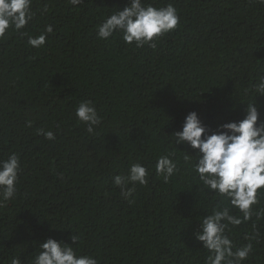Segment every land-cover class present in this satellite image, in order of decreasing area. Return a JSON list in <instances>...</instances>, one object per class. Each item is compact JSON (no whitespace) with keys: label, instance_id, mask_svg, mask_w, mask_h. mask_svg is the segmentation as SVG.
I'll return each instance as SVG.
<instances>
[{"label":"trees","instance_id":"16d2710c","mask_svg":"<svg viewBox=\"0 0 264 264\" xmlns=\"http://www.w3.org/2000/svg\"><path fill=\"white\" fill-rule=\"evenodd\" d=\"M145 2L172 3L180 16L156 48L129 45L120 32L99 38L98 26L130 0H32L35 15L22 31L38 36L52 25L45 45L30 47L14 28L0 38V160L20 158L18 191L0 204V264L13 257L34 264L49 238L100 264H204L209 253L195 233L219 198L200 192L195 158L183 161L182 152L196 150L174 146L169 136L182 131L190 112L212 131L238 122L254 100L264 122V95L247 92L264 76V5ZM85 100L102 117L94 133L75 114ZM175 147L180 170L164 183L156 160ZM137 162L148 169V183L136 185L129 203L114 176ZM254 209L264 213V198ZM253 222L259 242L243 264H264V214L232 228L231 239L247 244Z\"/></svg>","mask_w":264,"mask_h":264},{"label":"clouds","instance_id":"9594fccd","mask_svg":"<svg viewBox=\"0 0 264 264\" xmlns=\"http://www.w3.org/2000/svg\"><path fill=\"white\" fill-rule=\"evenodd\" d=\"M73 6L84 3V0H69ZM264 5V0H257ZM44 11H47L45 7ZM32 0H0V38L10 29H15L27 36L30 47H43L48 36L53 34V26L47 25L38 36L29 35L22 30L33 20ZM180 21L178 10L172 3L156 7L145 0H130L123 10L117 9L98 26V36L107 40L117 32L123 33V40L129 45L140 48L149 45L156 48L155 41L161 36L174 31ZM259 83L251 86L247 92L264 95V76L258 77ZM247 104L245 116L238 122H228L216 131L206 127L196 112H190L184 121L182 131L169 136L174 146L187 144L196 155L191 156L175 147L174 151L157 157L156 172L164 183L179 172L176 151L185 153V164L195 163L192 170L198 176L200 192L212 193L219 198L211 214L200 219V229L195 233L197 241L209 253L204 264H243L253 252L252 241L259 242L260 233L256 223H252L253 232L245 239L249 242L236 247L231 239L232 228L239 227L257 219L262 212H256L254 206L264 198V122H259L260 112L255 100ZM77 119L86 125L88 133L102 123L94 103L91 100L81 101L76 107ZM28 127H32L29 121ZM48 140H54V133L37 130ZM20 158L11 153L7 159L0 160V204L15 197L18 189ZM148 169L142 163L130 165L127 175L114 176L115 186L120 188L121 195L129 203L136 185H147ZM131 185V186H130ZM199 192V193H200ZM73 242L78 237H71ZM40 251L34 256V264H100L92 255L80 254L77 247L69 246L63 241L49 238L39 245ZM11 264H21L13 257Z\"/></svg>","mask_w":264,"mask_h":264}]
</instances>
